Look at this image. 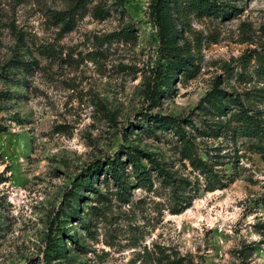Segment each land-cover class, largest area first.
Here are the masks:
<instances>
[{"label":"rangeland","instance_id":"obj_1","mask_svg":"<svg viewBox=\"0 0 264 264\" xmlns=\"http://www.w3.org/2000/svg\"><path fill=\"white\" fill-rule=\"evenodd\" d=\"M150 2L0 0V264H140L153 244L193 264H264V152L234 132L244 108L264 122V0L177 20L195 67L156 101L164 61ZM215 89L238 98L225 116L206 99ZM156 117L177 120L206 174ZM137 151L173 185L154 172L137 188L131 176L121 202L96 170ZM88 176L108 201L83 187ZM91 206L105 215L90 218Z\"/></svg>","mask_w":264,"mask_h":264},{"label":"trees","instance_id":"obj_2","mask_svg":"<svg viewBox=\"0 0 264 264\" xmlns=\"http://www.w3.org/2000/svg\"><path fill=\"white\" fill-rule=\"evenodd\" d=\"M150 16L153 19L157 29L160 40V50L163 66L157 69L155 74L156 86L152 88L151 98L156 101L160 96V89L162 87H169L178 74L183 73L188 75L194 66L192 56L186 55L184 48L179 45V30L177 20L183 18L187 12H195L199 17L222 15L226 16L229 11L226 5L219 3L218 0H150ZM185 55V56H184ZM25 65L24 63H22ZM264 67V65H263ZM264 79V69L262 70ZM208 103L214 107L220 116H225L231 109L232 105L236 104L238 98L229 96L226 92L215 89L206 98ZM241 103V102H239ZM153 124H158L161 129H173L175 134L179 137L182 143L180 154L184 159L189 160L191 165L196 169H202V173L206 174L209 167L206 162L202 161L194 153L190 140L185 134L184 130L177 120L173 118H159L156 117L152 120ZM239 126L236 127L234 132L239 130L241 136L257 139L259 141V149L264 152V122L256 115H251L249 109H243L238 114ZM143 160L149 163V167L143 164ZM128 161V163L126 162ZM126 161H121L120 158L110 159L107 165L101 169L97 168L96 174L99 175L103 172L104 180L106 182L111 179L112 185L117 189L115 195L121 202H126L129 190L132 188L129 184V178L134 177L136 187H152L153 173L157 175L162 182L171 186L174 178L165 166L158 160L155 154H148L146 152L137 151V153H128ZM128 166L131 167V172H127ZM98 171V173H97ZM129 173V174H127ZM88 183L84 184L85 189H90L97 195L98 203H105L108 197L105 194L98 193L94 188V182L91 181L92 177L88 176ZM209 185V184H208ZM178 189V188H177ZM209 191H214L216 186L207 188ZM185 205L174 208L173 212L176 214L182 213L189 205V202H184ZM70 213L72 216L81 219V213L78 209L71 208ZM92 218L94 216L105 215L103 209L96 206H91L86 212ZM86 229L88 226L86 224ZM64 233H67L64 231ZM56 235L51 245L60 239ZM55 251H59L56 247ZM140 264H193L191 259L173 254V252L164 246L153 244L152 247L145 246L144 249L137 254Z\"/></svg>","mask_w":264,"mask_h":264}]
</instances>
